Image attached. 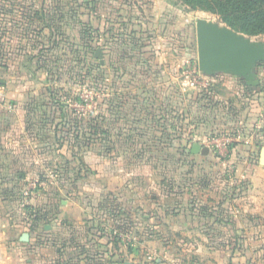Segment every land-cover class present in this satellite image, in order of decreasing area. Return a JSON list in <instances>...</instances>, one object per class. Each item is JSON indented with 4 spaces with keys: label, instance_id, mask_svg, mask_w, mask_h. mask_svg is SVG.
I'll return each mask as SVG.
<instances>
[{
    "label": "rangeland",
    "instance_id": "374dc122",
    "mask_svg": "<svg viewBox=\"0 0 264 264\" xmlns=\"http://www.w3.org/2000/svg\"><path fill=\"white\" fill-rule=\"evenodd\" d=\"M77 3L106 19L135 15L167 27L151 47L153 55L168 52L162 62L154 57L155 68L167 73L168 67L174 79L173 89L158 90L155 107L166 128L159 141L148 139L156 130L144 125L149 107L143 105L116 107L124 116L109 127L105 92L92 89L102 73L89 38L71 19L46 25L54 4L71 11ZM196 19L264 44V33L233 30L217 14L182 0H0V137L11 124L8 86L23 81L30 88L23 126L30 138L19 139L16 152L0 158L7 182L1 190L8 192L1 210L25 223L23 229L32 224L45 234L36 214L46 213L52 225L46 242L35 239L31 264H264V159L260 164L247 148L256 115L248 113L244 82L199 70ZM187 70L194 86L183 84ZM81 75L90 78L79 85ZM163 77L160 72L159 81ZM127 116L138 120L128 124ZM95 125L111 129L108 156L74 149V136L94 137ZM193 143L208 152L188 154ZM0 148L13 150L12 142L0 139ZM74 152L80 162L66 159ZM69 210L76 218L55 221L57 211Z\"/></svg>",
    "mask_w": 264,
    "mask_h": 264
},
{
    "label": "trees",
    "instance_id": "16d2710c",
    "mask_svg": "<svg viewBox=\"0 0 264 264\" xmlns=\"http://www.w3.org/2000/svg\"><path fill=\"white\" fill-rule=\"evenodd\" d=\"M182 1L192 7L194 6V4H198L199 6H201V8H205L212 13L217 14L220 19L233 30L251 36H256L264 33V0ZM62 6L63 5L59 4H54L52 6V10L55 12V14H50L49 17L47 15V17L44 16L45 21L49 20L48 22H50L46 25H53L52 21L54 20H56L55 23L58 24V22H60L61 20H64L66 22L67 20L71 19L74 25L78 24V26L80 25L82 27L83 33L89 38L86 42L88 50H90L95 55L96 49H101L104 63L101 64L99 61L97 63V67L101 70L102 73L101 82L97 86V88L93 87L92 89H94L95 91H105V89L109 85V88H111L113 91H124L138 85L149 83V78L153 72H158L160 74L161 71L155 68L157 64L154 61V57L152 56L153 53L151 47L153 39L156 38L158 34L160 36L165 35L167 29L165 25L161 24L156 27V25L151 22L142 23L139 22L135 16L128 17L129 19H106L93 12L91 7L85 3L75 4L74 7H71V11H69V9L64 11V7ZM56 14L57 16H59L57 19L55 18ZM27 19L31 21V18L27 17ZM94 38H96L97 40L101 39L103 41V44L99 45L100 47L97 46L96 40L94 41ZM106 51H109V54L105 53ZM107 54L108 56L106 57ZM94 58L96 57L94 56ZM97 60L99 59L97 58ZM83 78L86 77L84 75L83 77L82 75L79 77V85L84 82ZM89 78L90 77L88 76L86 79L89 80ZM87 87L91 90L90 84ZM147 107H149L146 116L147 118H150L149 116L152 114V109H154V113L161 109L159 108L157 110V108L154 107L151 102H149V105ZM92 118L93 120H98V117L96 115H94ZM151 122L152 121H149L144 125L147 127V129L151 128L152 131L154 129L157 132L155 131L154 134L153 132L149 134L148 139L154 140L155 138L159 141L163 137H160V135H165L164 131H162L166 130L164 125L165 121L160 115L158 120L156 119L153 122V126H150ZM45 125L46 123H43V126ZM171 125L172 124H170L168 127L172 129L173 125ZM92 130V135H94V137L87 136L85 138L81 133L74 136L73 139L75 140L76 147H78L80 151L94 150V152L98 155L105 154V156H108L110 152L109 134H111L109 127L104 126V130H97L95 125ZM146 130H142V133H145ZM161 131L162 134H160ZM100 133L103 134V136L96 135ZM140 135L143 136V134ZM52 139H54V137H50L48 140ZM97 141H99V143L97 144L98 146L96 145ZM184 142L185 141H181L182 145L179 147L180 153H184L186 151L185 148L187 144L185 145ZM187 148L188 154H191V145ZM73 154L74 156L72 155L71 159L67 157L66 159L71 161L78 160L80 162L81 159H79L75 155V153ZM1 157L2 155H0V158ZM19 174L20 173H18L17 177L22 178V174L21 176H19ZM1 175L3 174H0V195L3 197V200H6L8 192H5L4 190V192H2L1 186L2 188H4V185H7V182L4 181V178H2ZM35 219L39 222L42 221V229L45 224H50V219L46 213H44L43 215L36 214ZM33 227L37 226L33 225Z\"/></svg>",
    "mask_w": 264,
    "mask_h": 264
},
{
    "label": "crops",
    "instance_id": "0c3cea01",
    "mask_svg": "<svg viewBox=\"0 0 264 264\" xmlns=\"http://www.w3.org/2000/svg\"><path fill=\"white\" fill-rule=\"evenodd\" d=\"M100 16L105 18V14L100 15ZM129 16H135V15H129ZM154 55L152 56L155 57V59L162 62L161 59H159V57H162V59H165L166 55H169V54L168 52H164L162 54L159 53L158 55V52H157V55L156 53ZM165 62H169V61H165ZM166 68H164V70H168L167 73H164V71L161 70L162 75L165 76V79L164 77L161 78L163 82L159 81L160 74L158 72L157 73L153 72L149 78L150 82L144 85H138L133 88H130L124 91H117V92L109 88V85L107 86V88L104 91L105 92L104 95L106 96L105 115L107 116V114L109 113L110 115L109 118L112 120L110 124L108 123L110 128H111L110 125L116 123L117 121L122 120L124 116L123 112L121 111L122 109L119 110L120 115H118L117 113L118 111L115 110L116 107L118 108L123 105H127L129 107H132V106L136 107L138 105H141V106L143 105L147 107L149 105V102H151L152 105L155 107L159 99L158 90L160 86L161 85L166 86L167 90H169L170 88L173 89L172 83L174 79L171 76L170 69L168 67ZM257 68L258 67L254 69L255 80H257V84L247 85L244 83V86L247 89L246 90L247 96L249 97L248 101L250 103L248 113L251 115H256L253 121V124L255 125V127L253 129V133L250 134L249 136L250 140L248 141L247 148H248L249 153L252 155L255 154L258 159V162L262 164L263 161L261 160L260 156H261V149L264 147V71L260 74ZM219 75L221 76L230 75L233 78L244 82L242 78L236 77L230 73L221 72ZM208 76L212 77V75H208ZM29 89L30 88L28 87L26 82H23V81L17 84L8 86L7 94L13 105V111L12 112L10 111V114L12 117L10 116L11 121L10 120L9 121L11 122V124L9 125L7 131L4 134H2L0 139L2 141L6 140L7 142H12L13 150L10 149V150L4 151L0 149V155H5V154L13 155V153L16 152L15 150H16V146L18 145L17 144L18 140L30 138L28 131L26 130V128L23 127L24 124L26 123L27 112L29 111V107L27 106ZM174 92L176 91H171V94H173ZM242 93L244 92L242 91ZM240 101L243 102L242 100ZM151 112L152 114H155V115L151 114L149 116L150 118L146 117L143 120V122L147 123L149 121H152V124H153V122L156 119L158 120V118L160 117V112L157 111L154 113V109H152ZM106 119L109 120L107 117L105 118V120ZM125 120L126 121L128 120L127 123L129 124L131 122L133 123V121L135 122V120H138V119L132 116L131 119L129 120L127 116ZM170 122L172 123L171 119L168 120V123ZM19 126L20 128H24L23 129L24 131H21V130L18 131ZM147 133L148 131H146L145 133H142L143 137H145ZM28 141L30 142V140ZM74 149L76 152L82 153L83 156L85 153L86 155L95 154L94 150L93 151H84V150L80 151L79 148L76 146L74 147ZM11 167L9 166L8 168H11ZM1 169H4V168L0 166V170ZM19 176H21V173L19 174ZM252 186L255 187V184ZM4 201L6 200H3V197L0 195V264H31L30 263L32 261L31 249H32L33 244L35 243L34 242L35 239L43 238L42 240L46 242L44 239V235L46 234V231L51 232L52 225L45 224L43 226V230L45 234L41 233V230L38 229L37 227H33L32 224L29 225L28 230L23 229L22 226H24L25 223L18 222V220L17 221L11 220L12 218L9 216V214L1 210V207ZM64 202L65 200L62 201V203ZM74 214H75V211L73 210H69V212H67L66 214H64L63 212L61 214L59 211H57V213L55 214V221H57L56 220L57 218H62L63 222H66L65 220L69 221L72 218H76ZM255 215L253 214L252 216H255ZM263 216H264V213H263ZM49 219L51 222V217ZM24 233L28 234V241L21 240V237ZM46 247L47 245L45 244V246L43 245L42 249Z\"/></svg>",
    "mask_w": 264,
    "mask_h": 264
},
{
    "label": "water",
    "instance_id": "95a60500",
    "mask_svg": "<svg viewBox=\"0 0 264 264\" xmlns=\"http://www.w3.org/2000/svg\"><path fill=\"white\" fill-rule=\"evenodd\" d=\"M195 39L198 66L202 73L207 76L230 73L242 78L247 85L257 84L254 69L264 60L263 43H251L228 28H219L205 19L195 20ZM94 56L101 64L104 63L100 48L96 49ZM190 151L204 155L208 148L193 143ZM260 158L264 159V147ZM21 240L28 241V234L24 233Z\"/></svg>",
    "mask_w": 264,
    "mask_h": 264
},
{
    "label": "built area",
    "instance_id": "2783aa9c",
    "mask_svg": "<svg viewBox=\"0 0 264 264\" xmlns=\"http://www.w3.org/2000/svg\"><path fill=\"white\" fill-rule=\"evenodd\" d=\"M195 71H197V70H195ZM192 72H193V70H192ZM183 73V75L185 76V81H184V85H188V86H194V82L193 81H190L189 80V77H188V75H189V73H190V71L189 70H187V71H183L182 72ZM183 85V86H184ZM0 97H1V91H0ZM1 100V99H0Z\"/></svg>",
    "mask_w": 264,
    "mask_h": 264
}]
</instances>
